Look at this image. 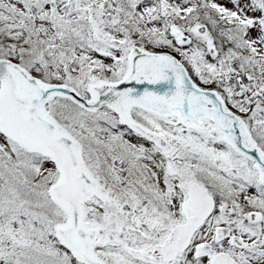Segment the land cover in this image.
I'll return each instance as SVG.
<instances>
[{"label":"snow or ice","instance_id":"obj_1","mask_svg":"<svg viewBox=\"0 0 264 264\" xmlns=\"http://www.w3.org/2000/svg\"><path fill=\"white\" fill-rule=\"evenodd\" d=\"M0 264H264V0H0Z\"/></svg>","mask_w":264,"mask_h":264}]
</instances>
